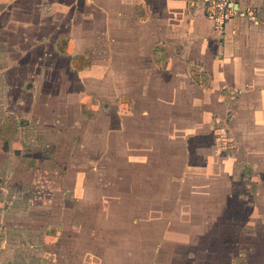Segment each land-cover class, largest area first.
<instances>
[{
	"label": "crops",
	"instance_id": "crops-1",
	"mask_svg": "<svg viewBox=\"0 0 264 264\" xmlns=\"http://www.w3.org/2000/svg\"><path fill=\"white\" fill-rule=\"evenodd\" d=\"M234 8L220 35L203 0H0V264H54L67 253L70 231L92 236L93 264H124L134 255L127 226L100 234L96 217L78 203L82 186L94 192L105 169L129 184L139 153L161 152V165L168 164L166 147L150 138L181 116L209 114L215 95L235 111L230 129L252 139L237 150L253 154L254 180L264 181V0H234ZM217 123L231 138L226 119ZM54 179L53 196L47 185ZM205 210L209 239L213 220L228 214ZM73 216H91L93 225L79 228ZM258 254L252 264H264ZM88 258L68 254L57 264Z\"/></svg>",
	"mask_w": 264,
	"mask_h": 264
},
{
	"label": "rangeland",
	"instance_id": "rangeland-1",
	"mask_svg": "<svg viewBox=\"0 0 264 264\" xmlns=\"http://www.w3.org/2000/svg\"><path fill=\"white\" fill-rule=\"evenodd\" d=\"M200 92L206 94L203 90ZM234 116L235 111L228 113L227 109L224 110L220 98L215 95L209 114L203 111L181 116L174 125H166L163 136L157 138L154 135L150 138V143L155 142L153 145H158L159 150L166 147L168 164L161 165V152L153 151L149 154L150 159L139 153L128 170H135L131 173L133 181L129 184L112 180L105 169L98 181L100 186L94 192H87L92 190L91 185L82 186L84 191H81L79 197L83 201L78 203L82 207V213L96 217L95 224L99 226V233H104V229L108 227L115 226L118 230L127 226L122 229L127 232V241L132 244L134 255L127 261H122L124 264H238L236 259L239 263L245 260L246 264H252L251 257L259 258L258 253L264 256V246L259 249L260 244H264V181H256L258 173L250 167L253 154L237 150L239 144L243 145L252 139L238 134L236 131L239 130H232L237 126ZM218 119H226L231 138L216 128ZM179 120L181 121L178 122ZM174 149L177 151L174 152ZM143 159H146L148 167H141L146 165L142 164ZM101 165L107 167L104 160ZM95 173L94 177L98 180L99 173ZM56 181L54 179L53 185H47L52 188L50 192L53 196L59 190ZM209 181H212L211 185L206 187ZM221 183L228 185L224 188L220 186ZM122 193H128L129 199L121 196ZM206 193L215 200L209 202ZM222 193H229L225 201L221 200L226 197ZM205 208L209 213L212 210L215 216L223 214L221 211L228 214L213 220L215 225L212 228L216 235L213 234L209 239H205L204 234L210 226ZM122 214L132 218V223L127 219L130 224L125 225ZM91 216H73L76 219L72 222L79 228L81 225L91 227ZM106 235L109 236L108 233ZM77 236L71 231L63 236L62 243L67 246V253L61 256L59 254L54 264L68 254L76 256L78 253L88 256L87 261L93 264V256L98 251L88 247L93 240L92 236ZM108 236L104 235V239ZM119 237L114 240L116 245L122 243ZM103 253L110 259L115 257L109 255V251H102ZM123 254L121 250V256ZM115 258L116 261L119 259Z\"/></svg>",
	"mask_w": 264,
	"mask_h": 264
},
{
	"label": "built area",
	"instance_id": "built-area-1",
	"mask_svg": "<svg viewBox=\"0 0 264 264\" xmlns=\"http://www.w3.org/2000/svg\"><path fill=\"white\" fill-rule=\"evenodd\" d=\"M203 6L207 18H209L219 34H224L228 23L237 15L234 8V0H203ZM247 16L254 22L256 14L252 11L247 13Z\"/></svg>",
	"mask_w": 264,
	"mask_h": 264
}]
</instances>
